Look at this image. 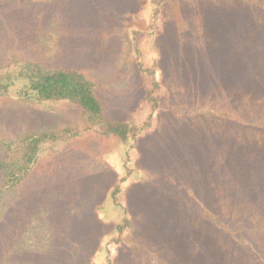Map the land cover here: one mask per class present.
Returning a JSON list of instances; mask_svg holds the SVG:
<instances>
[{
  "label": "rangeland",
  "instance_id": "rangeland-1",
  "mask_svg": "<svg viewBox=\"0 0 264 264\" xmlns=\"http://www.w3.org/2000/svg\"><path fill=\"white\" fill-rule=\"evenodd\" d=\"M141 2L0 0V64L11 50L46 66L74 68L100 83L109 118L140 119L145 79L122 60L121 29L145 27L137 19ZM194 11L179 4L171 9L170 23H190V39L186 32L157 41L159 81L167 91L160 120L151 121L133 147L89 135L44 156L21 188L5 195L0 264H94L114 230L109 211H115H108L105 197L116 180L127 191L135 241L167 264L243 263L245 246L212 227L204 210L218 224L229 223L264 263V236L242 230L250 215L264 216V188L249 178L264 167V137L171 115L193 102L261 109L264 86L254 81L264 74V22L231 6ZM75 114L66 103L41 109L3 100L0 130L12 138L69 123ZM111 259L142 264L122 247Z\"/></svg>",
  "mask_w": 264,
  "mask_h": 264
},
{
  "label": "trees",
  "instance_id": "trees-1",
  "mask_svg": "<svg viewBox=\"0 0 264 264\" xmlns=\"http://www.w3.org/2000/svg\"><path fill=\"white\" fill-rule=\"evenodd\" d=\"M141 1V10L137 19L144 21L145 27L128 26L126 23L121 29L122 60L134 65L141 77L145 79V91L141 100L143 115L140 119L117 121L109 118L98 96L100 83L82 72L74 68L46 66L31 58H21L11 50L6 52L7 63L0 64V101L12 100L21 107L41 109H52L56 105L66 103L76 108V114L69 123L55 125L48 129L22 131L12 138L5 136L0 130V222L3 221L7 210L4 206L5 195L18 191L44 156L57 155L66 145L89 135L112 139L122 144L130 143L133 147L135 141L144 134L145 127L151 121L160 120L167 91L161 87L159 81L161 75L158 65L161 51L157 41L170 33L187 32L189 39L193 34L188 21L170 23L172 22L171 9L174 4L185 6L193 12L203 6L211 8L212 11L222 12V8L231 6L238 10L244 9L255 21L261 19L264 22V0ZM218 15L214 14V16ZM253 27L259 28V24L254 23ZM171 28H175L176 32H171ZM253 34L250 35L253 36ZM52 35L53 33H49L43 38L46 48L52 44ZM259 82H262L264 86V74H260L254 81L260 85ZM258 95L263 97L264 90L259 89ZM171 115L179 120H206L243 133L249 130L248 134L257 135L259 138L264 137V106L261 109L239 111L224 106L220 102H193L171 109ZM249 176L264 188L263 166ZM118 181L116 180V185L108 191L105 197L106 202L104 201L107 203L108 211L112 208L115 211V213L109 211L112 215L110 218L107 215L104 216L114 222V230L109 236L110 243L106 244L108 248L105 249V245L100 244L97 250L99 259L95 263L113 264L111 257L122 247L129 249L134 258L142 264H167L135 241L133 235L135 226L126 202L127 191L121 190L120 182L122 181ZM202 215L212 227L231 238L237 245L245 246L246 252L243 254L242 264H264L262 258H259L262 254H254L251 245L242 241L238 232L232 230L229 223L218 224L214 215L206 210L202 212ZM242 230L249 232L248 237H263L264 216L258 213L250 215Z\"/></svg>",
  "mask_w": 264,
  "mask_h": 264
}]
</instances>
